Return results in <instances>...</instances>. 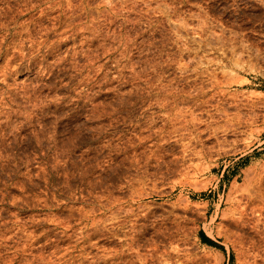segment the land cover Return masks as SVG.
I'll list each match as a JSON object with an SVG mask.
<instances>
[{
    "label": "rangeland",
    "instance_id": "rangeland-1",
    "mask_svg": "<svg viewBox=\"0 0 264 264\" xmlns=\"http://www.w3.org/2000/svg\"><path fill=\"white\" fill-rule=\"evenodd\" d=\"M149 260L264 264V0H0V264Z\"/></svg>",
    "mask_w": 264,
    "mask_h": 264
},
{
    "label": "bare ground",
    "instance_id": "bare-ground-1",
    "mask_svg": "<svg viewBox=\"0 0 264 264\" xmlns=\"http://www.w3.org/2000/svg\"><path fill=\"white\" fill-rule=\"evenodd\" d=\"M129 234H130V233H129ZM126 235H128V234H126ZM134 237H135V235L133 236V238H134ZM133 238H132V240H131V238H130V240H131V241H134ZM135 238H137V237H135ZM138 240H139V239H138ZM128 241H129V240H128ZM131 241H130V242H131ZM135 241H136V239H135ZM135 241H134V242H135ZM131 243H132V242H131ZM137 243H138V242H137ZM125 244H126V243H125ZM128 244H129V243H128ZM135 244H136V242H135ZM130 245H132V244H130ZM134 246H135V245H134ZM127 247H129V245H127ZM132 247H133V246H132ZM135 248H136V249H139V247L137 248L136 246H135ZM130 249H132L131 246H130ZM129 251H130V250H129ZM135 252H136V251H135ZM137 252H138V251H137ZM132 254H133V253H132ZM132 254H130L131 257L133 256ZM139 254H140V253H139ZM139 254L137 253V255H134V256L137 257ZM127 255H128V254H127ZM127 255H126V256H127ZM124 256H125V255H124ZM126 256H125V257H126ZM134 256H133V258H134ZM149 256H150V255H149ZM138 257H139V256H138ZM140 257H142V256L140 255ZM127 258H128V256H127ZM138 260H139V259H138ZM140 261H143L142 258H141ZM146 261H147V260H146ZM149 261H150V260H149ZM149 261H148V262H149ZM132 262L134 263V261H132ZM143 262H144V261H143ZM128 263H130V262H128ZM133 263H131V264H133ZM134 264H137V263H134ZM146 264H148V263H146ZM150 264H151V261H150Z\"/></svg>",
    "mask_w": 264,
    "mask_h": 264
}]
</instances>
